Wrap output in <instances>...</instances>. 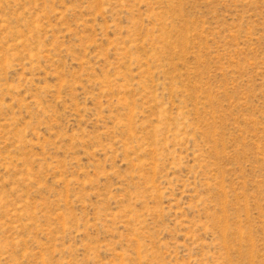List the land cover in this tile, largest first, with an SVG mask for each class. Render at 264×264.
Returning <instances> with one entry per match:
<instances>
[{"label":"rangeland","instance_id":"1","mask_svg":"<svg viewBox=\"0 0 264 264\" xmlns=\"http://www.w3.org/2000/svg\"><path fill=\"white\" fill-rule=\"evenodd\" d=\"M0 264H264V0H0Z\"/></svg>","mask_w":264,"mask_h":264}]
</instances>
